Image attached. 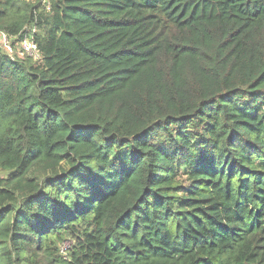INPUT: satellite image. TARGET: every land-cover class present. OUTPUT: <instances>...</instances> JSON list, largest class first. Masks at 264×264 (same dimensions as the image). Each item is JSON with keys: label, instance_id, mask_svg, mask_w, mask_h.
Listing matches in <instances>:
<instances>
[{"label": "trees", "instance_id": "16d2710c", "mask_svg": "<svg viewBox=\"0 0 264 264\" xmlns=\"http://www.w3.org/2000/svg\"><path fill=\"white\" fill-rule=\"evenodd\" d=\"M0 33L41 55L0 46V264H264V0H0Z\"/></svg>", "mask_w": 264, "mask_h": 264}, {"label": "built area", "instance_id": "2783aa9c", "mask_svg": "<svg viewBox=\"0 0 264 264\" xmlns=\"http://www.w3.org/2000/svg\"><path fill=\"white\" fill-rule=\"evenodd\" d=\"M6 40L7 44L5 51L7 52V54H9L11 58L15 59V56H13L15 46L18 47L17 55L19 57L31 58L34 61H37L41 58L38 47L36 43L32 40V38L25 37L19 42H17L15 45L11 44L10 40L7 37Z\"/></svg>", "mask_w": 264, "mask_h": 264}, {"label": "rangeland", "instance_id": "374dc122", "mask_svg": "<svg viewBox=\"0 0 264 264\" xmlns=\"http://www.w3.org/2000/svg\"><path fill=\"white\" fill-rule=\"evenodd\" d=\"M6 44H7L6 37L3 34L0 33V46L3 48V50H5ZM17 53H18V47L15 46L14 51H13V56H15V58H18L19 57L17 55ZM67 246H68V243L65 244L63 248H65Z\"/></svg>", "mask_w": 264, "mask_h": 264}]
</instances>
